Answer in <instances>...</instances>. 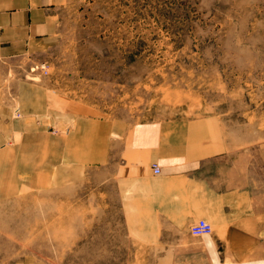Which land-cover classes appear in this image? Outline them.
Masks as SVG:
<instances>
[{"label":"rangeland","instance_id":"1","mask_svg":"<svg viewBox=\"0 0 264 264\" xmlns=\"http://www.w3.org/2000/svg\"><path fill=\"white\" fill-rule=\"evenodd\" d=\"M58 1L51 46L0 67V264H165L112 140L216 115L263 186L264 0Z\"/></svg>","mask_w":264,"mask_h":264},{"label":"crops","instance_id":"2","mask_svg":"<svg viewBox=\"0 0 264 264\" xmlns=\"http://www.w3.org/2000/svg\"><path fill=\"white\" fill-rule=\"evenodd\" d=\"M58 4L0 0L1 68L51 46ZM112 141L116 186L125 177L133 195L139 191L135 225L139 206L141 217L148 215L140 235L155 239L151 246L167 254L162 263L264 264L263 181L252 178L249 146L230 148L218 116L140 123ZM245 161L246 173L240 165ZM154 163L160 173L153 171ZM203 218L216 227L209 238L189 232Z\"/></svg>","mask_w":264,"mask_h":264},{"label":"built area","instance_id":"3","mask_svg":"<svg viewBox=\"0 0 264 264\" xmlns=\"http://www.w3.org/2000/svg\"><path fill=\"white\" fill-rule=\"evenodd\" d=\"M153 171L160 173V167L157 163L153 165ZM190 232L197 237H203V235L213 233L212 224L205 218L199 219L190 225Z\"/></svg>","mask_w":264,"mask_h":264}]
</instances>
